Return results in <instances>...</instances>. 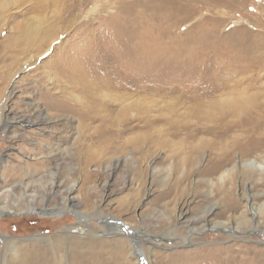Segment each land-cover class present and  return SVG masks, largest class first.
Returning <instances> with one entry per match:
<instances>
[{"label": "rangeland", "instance_id": "1", "mask_svg": "<svg viewBox=\"0 0 264 264\" xmlns=\"http://www.w3.org/2000/svg\"><path fill=\"white\" fill-rule=\"evenodd\" d=\"M250 59L261 64L247 69ZM127 60L148 76L131 90L112 89L101 78H115ZM242 70L251 72L235 80L260 84L227 91L246 105L243 119H257L249 113L264 105V0H0V264L33 248H59L53 264L88 262L93 252L98 264H228L244 257L240 247L264 249V173L240 167L262 162L264 146L255 144L264 133L245 134L242 150L231 152L239 129L210 134L212 110L195 107L210 98L183 92L208 85L209 74ZM144 81L156 88L139 89ZM104 92L128 94L135 106L123 114ZM168 119L197 132L176 137ZM160 129L166 142L136 148L135 138H157ZM224 191L238 214L224 210ZM242 213L258 215L251 228L259 232L243 230ZM78 225L88 229L84 239L63 232Z\"/></svg>", "mask_w": 264, "mask_h": 264}, {"label": "bare ground", "instance_id": "2", "mask_svg": "<svg viewBox=\"0 0 264 264\" xmlns=\"http://www.w3.org/2000/svg\"><path fill=\"white\" fill-rule=\"evenodd\" d=\"M152 43H154V42H152ZM148 50H149V48H148ZM154 51H156V50H154ZM148 53H150V52H148ZM148 55L151 56L150 54H148ZM129 59L131 60V58H129ZM246 62H247L246 63L247 64V69H249L250 67L254 66L257 63H258L257 64L258 66H259V64H261L258 61L256 62L254 59L247 60ZM244 72L246 74V73L251 72V71L250 70H242V71L236 72L234 75H231V73H229V72H215L213 74L207 75L209 77V84L208 85H205V86L200 85L198 87H195V86H186L184 88V90L181 88L183 90V92H191L192 94L193 93H197V95L193 94L190 100L199 101L200 98H202V97L210 98V100L207 102V104L202 105L200 103H197V105L195 106L198 110L200 109V111H201V107H206V108L212 110V114H208L207 115L209 117V119H205V122L213 125L212 127H210V128L207 129V132H209L210 134H217L218 136H220L222 138H225V137L229 136L230 133H232V130H233L234 127H236V129H239L238 131H240L241 133L231 143V146L228 147V149L231 150V152H236V151H239V150L241 151L242 150V147H243V144H244V140H245L244 139L245 134H247L249 132H253L254 134L259 133L261 135V134L264 133V105L263 104H259L258 107H256L254 111H252V112L249 113V115L257 116L256 117L257 119L249 120V117H246V119H243V114L245 113V110H247L246 105L244 103L238 101L237 95L235 94V92L233 90H231L230 92L227 91V90H230V89H232L234 87H240L243 84H247L250 88H255V87H257V85L260 84V81H261V78L260 77L247 76L246 78H243L242 77L240 79H236L235 80V78L238 77V75H240V74H242ZM114 75H115V78H113V79H110L109 77H107L105 75H104L105 77H103L101 79L102 80L108 79L106 81H109V82L111 80V83H112L111 85L113 87L112 89L121 90V91L122 90H126L127 91V89L131 90V89L134 88L135 81H136L137 78L140 79L142 77L143 78L147 77L148 76V72H143V71L140 72L139 71V73H137L136 67L131 64V61L130 62L128 61V62L123 63L122 66H118L115 69V71H114ZM230 76H232V77L229 78ZM98 82H100V80ZM205 82H206V80L204 81V84H205ZM230 82H232L233 84H230ZM104 85L105 84H103V86ZM105 86H107V85H105ZM154 86L155 85L151 84V82L144 81L139 86V89H141V90H148V89L154 88ZM157 86H158V84H157ZM164 86L166 87L165 89H167V87H169L171 89V91L172 90H176V88H177L176 86H173V85H164ZM155 88H156V86H155ZM199 88H201V91H197L196 90V89H199ZM195 91H197V92H195ZM114 92H116V91H114ZM261 93H262V95H264V87H263V89H261ZM102 95H104L105 98H108V99H110L113 102H118L119 101V105L122 108V109L120 108L121 109L120 112L122 111L123 114H125L126 111L129 108H132L133 106H135L132 103L131 98L128 97V96H130L128 94H124V96H120L119 98L116 97V96H113V95L109 94L108 92H104V94H102ZM147 103H148V100H147ZM174 107H176V106H174ZM192 108H193V106L190 107L191 110H192ZM171 111H173V110H171ZM195 112L197 113L198 111L194 110L193 113L195 114ZM169 114H170V112H169ZM122 117H123V115H122ZM146 124L149 127L152 124L151 120H150V123L148 121ZM176 124H178L177 123V119H168L166 121V125L167 126L165 125L166 127H169L168 130L170 132H172L171 134H173L176 137H177V135H179V134H181L183 132H187L188 136H192L193 137L195 135L194 132L195 133L197 132V130L191 128L187 123L184 124L182 122V124H180V125H176ZM249 124H252V127L251 128H248V125ZM115 125H116V123H115ZM158 127L161 128L162 126H158ZM165 129H167V128H165ZM157 132H158L157 138H151V136L149 134L142 133V135H140V137L135 138L134 145L136 146L137 149L138 148H144V146L146 144H150L151 146L152 145L153 146H160L163 142H166L165 141V137H164V134L165 133H163L161 129L159 131H157ZM253 133H251V134L254 135ZM251 138H253V137H251ZM254 138H256V137H254ZM249 144H250V142H249ZM262 146H264V139L263 138H261L258 142H256L255 148L256 149H259ZM246 148H248V147H246ZM222 151L223 150L219 149L217 152H214V153H218V155H219ZM244 151H246V150L244 149ZM248 152H249V150H248ZM226 155H227V156H225L226 160H230V156L228 154H226ZM218 161H221V160H218ZM216 166H217V169L221 168V163H218ZM240 167H251L254 170H257L258 172H260V173L263 174L264 173V158H263L262 162H258L257 160H254V159L253 160H248L246 162L240 163ZM235 170H236V167L235 166L230 167L228 169H224V171L218 176V181L219 182L226 181L227 178L230 175H232V173ZM211 184L213 185L212 182H211ZM263 184L264 183H262V185ZM222 195H223L224 210L226 212H230V214H238V213L235 212L237 210V205L235 204V202H233L231 193L229 191H227V192L224 191L222 193ZM2 208L5 210L4 213H7V215H12V214H14V212H17V211H13V210L9 209L7 206H3ZM32 209L33 208H31V207H28L27 208V210L29 212ZM262 210H263V208L260 209V213H259L260 215H263L264 214V213H262ZM28 211H26V212H28ZM60 211H61V209H60ZM19 212H21V214H24L23 213V210H20ZM41 212L44 213V214H46V215H58V216H61V215H63V214L66 213V211H63L62 213L55 214V213L49 211L48 209H44ZM85 216L83 214H81V213L78 214V218L81 219V220H85L84 219ZM235 216H232L231 217V221L232 222H234V219L238 220L237 219L238 216H236V217ZM242 216L243 217L240 220H242V223H243V226H244L243 227V230L252 231L254 229L257 232H259V230H258L257 227L251 228L252 225H257V224L259 225L260 219L258 220V215H255V214L248 215V214L242 213ZM56 217L57 216H55V218ZM214 228H216L218 230H222V231L229 229V227L227 226L226 223H216V225L214 226ZM230 229L233 232H237V231H235L236 229L234 227L233 228H230ZM126 230H127V232L128 231L131 232V229L130 228L129 229L127 228ZM246 231H243V232H246ZM63 232L65 234H67V235H70V236H71V233H74V235H77L80 239H84L88 235V229L85 228V227H83V226H81V225H78V227L75 228L72 232L70 231V229L64 228ZM257 232H255V233H257ZM50 240H52V239H50ZM78 242H80V241H78ZM59 244H60V242H59ZM74 245L76 246V244H74ZM51 246L52 245H50V247ZM81 246H83V245H81ZM28 247H31V246L29 245ZM113 247L116 248L115 249L116 252H117V250H121V247L119 245H116V246H113ZM62 248H65L66 249L67 247H62ZM57 249L59 250V248L54 249L53 247H51V249L49 251H47V250L46 251H41L40 249L38 250V249H35V248H33V250H23L22 251V255H20V256L18 255L19 257H18V261H17L16 264H53V259L55 258V255H53V254H54V252L58 251ZM83 249H85V248L83 247ZM94 250H96V248ZM92 252H93V250H92ZM238 252L243 253L244 257H242L241 260H238V258L236 256L227 257L226 258V261L228 262V264H264V249H260V248H250V247H240V249L238 250ZM202 253L203 252H201L200 254H202ZM59 254H62V253H59ZM80 255H79V257H80ZM220 255L223 256V254H220ZM81 256H83L82 259H85V260L90 259V260H88V262L84 261L81 264H98L97 263L98 257H97L96 252H93L92 253L93 259L95 258L94 260H92L91 258H87L86 259L85 257L87 256V254L86 255L83 254ZM189 258H190V256H185L184 257V259L186 261ZM55 261H56V259H55Z\"/></svg>", "mask_w": 264, "mask_h": 264}, {"label": "crops", "instance_id": "3", "mask_svg": "<svg viewBox=\"0 0 264 264\" xmlns=\"http://www.w3.org/2000/svg\"><path fill=\"white\" fill-rule=\"evenodd\" d=\"M86 213H87V212H86ZM104 221H105V222H104ZM106 221H108V220H106V219H104V220H99V224H101V225H100V228H102V229L105 231L104 234H106V231H107V228H106V227H107V226L105 225L106 227H104V226H102V224H107Z\"/></svg>", "mask_w": 264, "mask_h": 264}]
</instances>
